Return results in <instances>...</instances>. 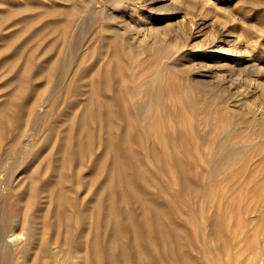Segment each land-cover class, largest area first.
Segmentation results:
<instances>
[{"label": "bare ground", "instance_id": "6f19581e", "mask_svg": "<svg viewBox=\"0 0 264 264\" xmlns=\"http://www.w3.org/2000/svg\"><path fill=\"white\" fill-rule=\"evenodd\" d=\"M6 1L38 4L39 14L58 12L64 19L91 13L102 21L117 19L119 22L116 29L109 30L111 36L107 39L113 42V51L101 54L94 64L100 65L86 74L85 102L64 130L59 144L61 157L56 164L47 163L56 166L55 176L56 170L59 174L66 173L67 168L70 171L75 157L83 160L88 154L96 173L105 172L103 182L92 196L96 203L92 206V225L87 212L91 206H85L83 213L77 210L78 198L68 195L69 190L61 178L57 184L50 183L48 195L50 200L54 194L57 197V205L51 209L56 229L48 237L45 228L48 207L36 206L32 198L25 199L19 192L15 195V208L11 207L13 215H0V242L5 244L0 245V255L15 251L28 260L25 264H39L37 247L41 246L43 254L47 244L56 240L57 261L62 264L70 261L77 264H219L216 255L228 248L222 203L233 192V181L238 173L256 165V154L264 152V106L258 105V100L264 101V62H255L253 55L248 54L252 60L226 56L215 65L225 71L235 69L238 75L248 71V76L243 78L247 83L246 91L236 90L232 75L213 74L199 63L186 68L197 79L174 70L171 60L183 54L189 40L205 38L201 32L207 26L202 19L206 0L194 3L189 0H125L122 4L127 10L123 12H128L126 18L122 14L117 17L107 13L97 0V6L96 2L91 6V0ZM134 4L141 10V25L132 16ZM49 25L56 30L54 23ZM68 25L57 26L58 30H63V38ZM86 26H77V29L86 33L90 30ZM120 29L126 30L129 40L120 35ZM223 34L227 47H233L238 41L230 38V32ZM170 36L182 41V45L171 42ZM214 41L209 40V43ZM127 48L128 60L119 54ZM68 51L60 64L49 67V80H53L56 72L58 77H65L73 69L74 55L70 49ZM153 54L163 58L165 63L159 66L155 62L146 63L147 56ZM127 62L147 72L135 80L131 73L124 72ZM12 66H16L15 61ZM27 71L28 68L21 66L15 77L26 75ZM173 72L180 80L174 79ZM23 85L14 88L0 103V125L17 128L21 117L43 114L39 98L34 97L31 102L30 97L21 99ZM225 93L235 94L237 101L227 102ZM246 96L250 102L243 111L245 106L241 100ZM199 115L205 118L208 130L214 135L186 134L187 129L196 125ZM74 123L78 127L74 128ZM179 123L180 128L175 126ZM243 140L248 143L239 145ZM95 146L102 148L96 156L92 151ZM161 146L166 150H159ZM13 151L14 155L6 160L10 165L6 178L19 169H31L36 158V154L30 153L23 164L15 168L14 156L22 158L15 154H26L27 147L18 144ZM141 160H153L152 167L159 165L161 175L142 165ZM79 164L81 166V162ZM3 168L5 165L0 164V175ZM15 184L21 185L20 182ZM164 185L168 191L162 189ZM0 188L8 192L6 201L9 203L15 186L11 180L0 177ZM152 188L156 190L151 191ZM6 201L3 199V204ZM247 210L253 231L248 244L236 248L233 263L264 264V195ZM23 212L29 214V219L21 224L20 218L19 226L14 227L16 217ZM72 224L74 229L71 230ZM49 253L54 255L55 252Z\"/></svg>", "mask_w": 264, "mask_h": 264}, {"label": "rangeland", "instance_id": "374dc122", "mask_svg": "<svg viewBox=\"0 0 264 264\" xmlns=\"http://www.w3.org/2000/svg\"><path fill=\"white\" fill-rule=\"evenodd\" d=\"M91 1L89 3L92 6V3L96 1ZM97 1H100L105 6L106 11L108 10L107 13H112L117 17L122 14L124 16L123 18L128 16V12H123L127 11L125 10L124 4H122L125 0ZM189 1H193L194 3V1L196 2L198 0ZM206 2L203 3L204 7L200 4L203 9L198 6V9L204 11L202 12L204 16L202 19L207 26L204 27L201 33H204L205 38L203 36L192 37L188 45L184 47L183 54L171 60V64L174 66L175 71L184 72L191 79L195 77L192 73L186 71L187 66L192 63H199V66L202 64L203 69H207V71L213 74L232 75L235 79L233 81L234 86L238 88L236 90L246 91L247 83L243 81V78L248 76V71L244 72V75H238L235 69L225 71L215 65L226 56H232L237 59L241 57L247 60L249 59L248 54L253 55L252 59L255 62H260V64L264 62V0H206ZM95 4L97 6L99 3L96 2ZM24 5L30 6L27 7ZM37 5L31 2L24 3L23 1L9 2L0 0V103L8 98V94L14 88L17 89L21 84H24L21 99L26 100V98L30 97L29 102H31L32 98L37 97L39 98V105L41 106L38 109L44 110L43 114L37 117H21L17 128L14 126L0 125V164L6 167L3 168L4 174L2 173L0 177L8 181L11 180L12 185L16 188L14 195L10 197L9 203L6 201L8 192L0 188V215H13L11 212H14V210L11 207L13 209L15 208L14 205L16 204L17 198L15 195L20 192L23 198H32L36 206L48 207L46 212L48 223H46L45 228L48 230L47 236L49 237L50 232L56 229L54 226L55 218L53 217V211L51 209L53 210L57 205V197H55V194L52 200L48 199V195L51 192L49 185L50 183L54 184V182L57 184L56 182L61 178H63L66 189L69 190H67L68 195L70 193L72 197L77 196L78 202L75 205L77 210L80 209L83 213L85 206H91V209L87 212L89 215L88 221L92 225V206H96V203L92 200V196L96 192L95 188L103 182L105 172L96 173V166L91 163L92 160L88 157V154L85 155L83 160L78 159V156L75 157L73 159V168L70 171L67 168L66 173L59 174V171L56 170L55 176L54 169L56 166H48L47 163L56 164L57 158L61 157L59 144L64 130L69 125L70 119L81 111L82 105L85 102L87 94L86 74L93 67L100 65L94 64L101 54H104L106 51L108 53L113 51V42L111 40L108 42L107 39L111 36L109 30L116 29L119 21L117 19L116 21H102L95 18L91 13L85 17L73 16L69 20L64 19L58 12L39 14ZM12 11L14 13L13 15ZM140 13L141 10L134 4L132 16L139 24L143 22ZM52 23L56 25V30H53L49 25ZM80 24L85 26L88 24L86 28L90 30L86 31V33L79 32L80 28L77 29V26L80 27ZM66 25L68 26L63 38L61 36L63 30H58L57 26L62 28ZM106 27H108V30L105 29ZM120 32V35H123L127 40L126 30L120 29ZM220 32L222 34L230 32V38H237L238 41L235 45H232L233 47H227L226 37ZM169 40L178 45H182V41L175 39L174 36H170ZM209 40L215 41L209 43ZM123 47L126 46L123 44ZM69 49L74 55L73 69L65 77H58L56 72L53 80H49V67L52 64L55 66L60 64L67 53L70 52L68 51ZM119 54L128 60V48L119 52ZM252 59L250 57L249 60ZM13 61H15V67L12 66ZM164 61L157 54L147 56L146 58V63L155 62L157 66L165 63ZM126 64L127 67L124 69V72L126 74L131 73L135 80L147 72L145 69L140 71V66H132V64L130 66L128 62ZM21 66L28 68L26 75H18L15 77L16 72ZM45 66L46 69L44 68ZM171 74L174 75L175 80H180L177 74L174 72ZM126 83L132 85V83ZM223 96L227 102L235 103L237 101L235 94L225 93ZM249 99L246 96L241 100L245 106L242 109L243 111L248 109ZM18 101L19 99H17ZM258 101L259 107L264 106L263 100ZM189 118L191 119V115H189ZM204 120L205 118L199 115L196 125L193 128L187 129L186 134L195 135V133H199L207 137L214 135L213 131L208 130V125L205 124ZM175 126L180 128L182 124H175ZM2 127H4L3 130H1ZM73 127H78V124L74 123ZM246 143L248 142L243 140L239 145H245ZM18 144L25 145L27 152L23 155L15 154L22 157L18 159L14 156L15 168L20 167L30 153L36 154L35 161L31 169H19L15 175L13 174V176L6 178L10 167L6 160L11 155H14L13 147ZM156 145L158 148V143ZM101 149V147L95 146L92 150L93 155L96 156ZM159 150L165 151L166 148L161 146ZM263 157L264 152L260 151L259 154H256V165H250V168L246 171L244 170L238 173L235 181H233V192L222 203V209L224 211L223 229L226 233L228 248L222 249L216 255L219 264H230L231 262V264H239L240 262L233 263L236 248L248 244L253 228L250 225L247 207L251 203L260 201L264 195ZM79 162H81V166ZM141 162L142 165H146L145 167L147 168L149 167L156 175H161L159 165L156 164L154 165L155 168L152 167L153 160H141ZM14 178L16 179L14 180ZM16 181L20 182L21 185L15 184L17 183ZM162 189L168 191L165 185ZM152 190L156 189L152 188ZM3 199L6 201V204H3ZM47 200H49L48 203ZM73 211L76 213L75 209ZM27 218L29 219V214L23 212L16 217L13 223L14 227L19 226V220L23 224V220L25 221ZM74 222H77L76 219H74ZM35 226L39 227L40 225L36 224ZM71 227V230L74 229L73 224ZM0 243V245L5 246L4 242ZM34 246L37 247V245ZM56 247L57 241H52L47 244V250L42 254V248L38 246L36 262L39 264H62L57 261ZM51 251L55 252L54 255L49 253ZM6 253L3 254L4 256L2 254L0 255L1 263L25 264L28 261H25L22 254H18L15 251ZM67 264L77 263L70 261Z\"/></svg>", "mask_w": 264, "mask_h": 264}]
</instances>
